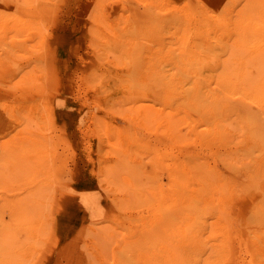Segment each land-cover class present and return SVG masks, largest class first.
<instances>
[{
    "label": "rangeland",
    "instance_id": "374dc122",
    "mask_svg": "<svg viewBox=\"0 0 264 264\" xmlns=\"http://www.w3.org/2000/svg\"><path fill=\"white\" fill-rule=\"evenodd\" d=\"M5 1L30 24L0 49L47 89L0 98V264H115L142 230L218 238L223 154L264 145V0ZM25 126L44 142L4 141ZM234 210L236 264H264V212Z\"/></svg>",
    "mask_w": 264,
    "mask_h": 264
},
{
    "label": "bare ground",
    "instance_id": "6f19581e",
    "mask_svg": "<svg viewBox=\"0 0 264 264\" xmlns=\"http://www.w3.org/2000/svg\"><path fill=\"white\" fill-rule=\"evenodd\" d=\"M2 9L4 10L0 12V24L5 26L0 28V32L12 23L15 26L16 23L29 26L26 10L19 12L16 6L6 1ZM0 50V98L13 89L8 85L14 80H16L13 83L14 86L26 87L25 92L29 99L47 89L46 87L39 88V86L32 88L29 82L33 75L29 72L20 73L17 77V64L12 61L11 51L5 48ZM21 106L26 109L32 104ZM35 110L38 111V109ZM4 141L11 143L44 142L27 126L19 128L15 135L7 137ZM232 146H229L230 150H226L222 157L219 237L204 238L190 234L187 229H184L185 227L181 230L177 228L174 232L172 230L171 233L168 228L156 231L142 230L135 234L136 239L128 240L126 245L121 246L122 248L117 253L118 263L115 262V264H236L234 240L240 218L234 208H248L250 211L248 218L252 221L261 219L262 215L258 212H264V145ZM243 179H245L244 182L241 181ZM128 250L131 253L133 251L134 254H144V261L136 262L126 253Z\"/></svg>",
    "mask_w": 264,
    "mask_h": 264
}]
</instances>
